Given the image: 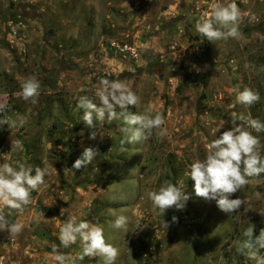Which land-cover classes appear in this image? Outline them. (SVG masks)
Returning <instances> with one entry per match:
<instances>
[{
    "label": "rangeland",
    "instance_id": "1",
    "mask_svg": "<svg viewBox=\"0 0 264 264\" xmlns=\"http://www.w3.org/2000/svg\"><path fill=\"white\" fill-rule=\"evenodd\" d=\"M212 2L0 0V119L16 122L0 125V164L20 162L33 175L37 166L49 170L32 203L11 217L24 224L21 234L13 239L0 232V264H57L51 244H59V227L69 217L102 226L106 241L119 249L116 264H256L236 249L250 225L253 239L264 228V174L230 197L244 201L231 214L197 197L186 175L239 117L264 122V0H236L240 38L214 43L195 30ZM33 75L41 82L37 104L18 95ZM104 78L124 81L141 97L129 111L163 113L166 131L121 145L122 119L105 120L96 122L97 137L90 139L93 129L83 123L77 101L87 95L99 104L95 86ZM244 87L260 94L251 108L236 100ZM253 134L264 155V132ZM89 147L99 153L93 162L72 169ZM164 181L190 196L184 209L161 215L153 207L148 193ZM121 214L127 231L111 226ZM60 251L76 257L82 248L78 241Z\"/></svg>",
    "mask_w": 264,
    "mask_h": 264
},
{
    "label": "clouds",
    "instance_id": "2",
    "mask_svg": "<svg viewBox=\"0 0 264 264\" xmlns=\"http://www.w3.org/2000/svg\"><path fill=\"white\" fill-rule=\"evenodd\" d=\"M241 20L242 12L236 0H213L209 10L203 12L196 22L195 30L212 43L229 38L239 39ZM173 70L169 68L166 71ZM20 88L18 95L23 100L32 104L38 103L41 82L34 75L27 77ZM94 95L99 104L87 95L80 96L77 101V108L83 109V123L93 129L89 135L90 139L97 137V121L103 123L107 120L111 123L113 120L122 119L121 145L148 140L154 130L163 129L166 123L163 113L158 111L154 115L151 109H146L143 113L129 111L130 107H136L141 102V97L122 80H99ZM260 99L259 92L250 87H244L236 96L237 102L247 108L259 103ZM117 108L120 109L119 112ZM4 110V106L0 105V113ZM239 119L241 123L234 121V126L222 132L219 130L220 135H216V138L206 145L205 157L191 162L186 173L194 181L195 195L207 201H215L218 209L227 214L236 212L244 204L241 198L230 197L247 186L248 178L264 174L261 141L258 135L253 134V131L264 132V122L251 116L247 119L241 116ZM4 124L9 127L16 126L15 121L7 118L0 119V125ZM20 124H23L22 120ZM15 146L19 148L20 142L16 141ZM98 154V150L94 148H85L82 156L74 161L71 168L80 170L88 166ZM34 172L33 175V168L20 162L15 167L6 162L0 164V232H7L9 238L18 237L24 228L21 221L11 219L13 213L23 212L32 203V193L45 184V176L49 174L47 167L37 166ZM148 199L163 215L169 209H184L190 196L173 182L164 181L158 190L148 193ZM259 214L264 216V211ZM172 222H178V218L173 216ZM127 225L128 217L123 214L115 216L111 224L114 229L125 231ZM166 226L168 227L167 224ZM253 232L254 225L244 230L246 239L239 242L237 253L254 260L256 264H264V255H260V250L264 249V228L255 239ZM58 240L59 244H51V254L57 264H77L78 260L83 261L85 257H101L103 264H116L120 254L116 246L106 241L103 227L89 220L77 222L75 217H69L59 227ZM78 241L82 248L78 256L73 257L60 251L61 247L67 249Z\"/></svg>",
    "mask_w": 264,
    "mask_h": 264
},
{
    "label": "built area",
    "instance_id": "3",
    "mask_svg": "<svg viewBox=\"0 0 264 264\" xmlns=\"http://www.w3.org/2000/svg\"><path fill=\"white\" fill-rule=\"evenodd\" d=\"M119 51L125 52V51H127V47H125L124 49H119Z\"/></svg>",
    "mask_w": 264,
    "mask_h": 264
}]
</instances>
